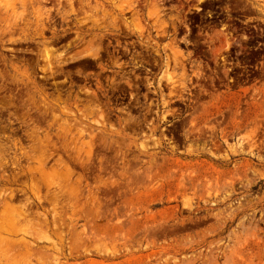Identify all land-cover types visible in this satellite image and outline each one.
Returning a JSON list of instances; mask_svg holds the SVG:
<instances>
[{
	"label": "rangeland",
	"instance_id": "374dc122",
	"mask_svg": "<svg viewBox=\"0 0 264 264\" xmlns=\"http://www.w3.org/2000/svg\"><path fill=\"white\" fill-rule=\"evenodd\" d=\"M161 8L0 0V264H264V89L182 92L167 64L118 112L86 85L106 42L193 20Z\"/></svg>",
	"mask_w": 264,
	"mask_h": 264
},
{
	"label": "flooded vegetation",
	"instance_id": "af4514ba",
	"mask_svg": "<svg viewBox=\"0 0 264 264\" xmlns=\"http://www.w3.org/2000/svg\"><path fill=\"white\" fill-rule=\"evenodd\" d=\"M161 6L162 15L193 20L168 25L165 34L154 30L153 38L165 40H151L149 51L143 50L141 42L132 52L126 43L106 42L101 55L90 57L85 67L84 78L91 92H119L113 97L118 112L137 109L147 92L153 96L159 92L158 81L167 64L173 65L172 69L178 65L172 76L191 81V88L182 86V92L264 89V0H161ZM158 46L170 53L179 51L182 56L160 57ZM131 54L133 58L128 57ZM152 102L156 107L157 99Z\"/></svg>",
	"mask_w": 264,
	"mask_h": 264
}]
</instances>
